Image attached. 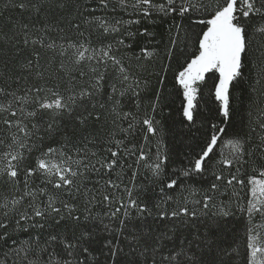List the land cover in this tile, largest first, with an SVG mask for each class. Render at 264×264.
Here are the masks:
<instances>
[{"label":"snow or ice","instance_id":"obj_1","mask_svg":"<svg viewBox=\"0 0 264 264\" xmlns=\"http://www.w3.org/2000/svg\"><path fill=\"white\" fill-rule=\"evenodd\" d=\"M0 21V264H264V109L237 126L230 107L245 84L264 96V0H5ZM173 63L180 124L205 89L222 117L181 167L159 87Z\"/></svg>","mask_w":264,"mask_h":264},{"label":"trees","instance_id":"obj_2","mask_svg":"<svg viewBox=\"0 0 264 264\" xmlns=\"http://www.w3.org/2000/svg\"><path fill=\"white\" fill-rule=\"evenodd\" d=\"M5 3V0H0V9H3V4ZM84 3H91V0H81V4ZM97 14H100L97 12ZM119 13H117L118 15ZM5 18L7 17H12V19H20L21 14L18 9H7L5 10ZM26 22H28L30 25L31 23L35 22L37 27H41L42 22H49L51 21V17H41L39 20L35 19V15L33 14L32 18L28 17L27 13L23 14L22 17ZM124 19H129L130 17L127 16L126 14L123 16ZM3 21H0L2 23ZM54 23V22H53ZM67 27V25H65ZM137 27H148L150 31L155 33V40L156 41H164V43L167 42L168 40V32H167V24H158L157 26L153 27L152 25L148 24L147 22H142L141 25L139 26H132V30L134 31ZM32 35V38H36L38 35L35 33L34 30L31 31L30 33ZM65 35L64 33H59L58 31H53L48 34L46 37V42H51L52 40H55L57 44L63 43L62 40H60V36ZM68 35L70 36H75L76 34L74 32H68ZM137 43L139 46L143 47L146 43L145 38L138 37L137 38ZM151 47V46H150ZM163 45H161V48ZM31 46L26 50L27 52H31ZM137 53L139 52V48L136 49ZM42 52V59H41V65H45V61L47 58H51V52L47 50H41ZM128 55H131V53H128ZM162 56V54H161ZM23 60V58H22ZM182 62V59H181ZM161 67V58L157 57L154 59L149 65V72L143 73L145 77L151 80L153 86H158L157 85V78L155 75H151L150 73H153L156 69ZM3 70V63L0 62V71ZM177 70V65L173 63L172 65V70L168 72L167 74V79L166 82L162 87V96H163V112L164 116L168 117L169 115L171 116V119L167 121V123L171 126L172 132L170 133V138L172 135L175 136V144L176 147L180 150L181 155L176 158L175 161V167H181V161H183L184 164H187V158L183 155L185 151H188L187 148L183 147V145H186L188 143H194L192 140V137L199 138L201 136V132L197 131L198 128H201V130H206L208 123L209 122H214L221 124L222 122V117H220L215 109L217 108V103L215 102L212 98L209 97L208 95V90H204V99L200 100L199 104V112L197 113L196 120L197 124L196 127L192 128L191 130L185 128L183 125L180 124V115L178 110L180 109L181 105V98L180 96L177 95L176 89L173 86V72ZM255 74H253L254 77ZM253 85L257 88L260 89L261 85H255V80L253 79ZM211 83V82H209ZM264 83V82H262ZM23 86V85H22ZM244 90L237 89L233 92V99L231 100V109L234 112L233 116V123L237 126L240 125L241 120H243L245 123L249 122V117H248V109L250 108L252 110V118L251 120L254 122L256 121L259 112L261 109H264V96H261L259 92H249L248 91V85L245 84L243 86ZM249 95H251V100H249ZM147 102V101H145ZM209 109H212L213 111L210 113ZM125 110H130L126 108ZM134 110V109H131ZM203 126V127H202ZM222 126L226 127V130L231 134L232 129L228 128L226 124H222ZM259 131V129H257ZM3 133H0V138L3 137ZM227 139V137H225ZM198 150V149H197ZM225 151L227 152L228 149L225 148ZM8 192L0 186V201H2V198L5 196H8ZM10 198V197H9ZM10 231H12L10 229ZM20 242H23L27 239H29V236L27 233L24 232H13L12 233ZM34 234V233H33ZM9 245L12 244V241L10 240ZM0 249H3L0 252L7 251V247H5L2 243H0Z\"/></svg>","mask_w":264,"mask_h":264},{"label":"rangeland","instance_id":"obj_3","mask_svg":"<svg viewBox=\"0 0 264 264\" xmlns=\"http://www.w3.org/2000/svg\"><path fill=\"white\" fill-rule=\"evenodd\" d=\"M2 259H4V251L3 252H0V260H2ZM237 264H238V262H237Z\"/></svg>","mask_w":264,"mask_h":264}]
</instances>
